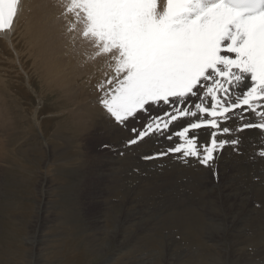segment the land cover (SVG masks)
<instances>
[{"label": "snow or ice", "instance_id": "obj_1", "mask_svg": "<svg viewBox=\"0 0 264 264\" xmlns=\"http://www.w3.org/2000/svg\"><path fill=\"white\" fill-rule=\"evenodd\" d=\"M57 4L72 42L91 46L85 63L107 58L111 69L93 87L120 148L103 141L99 148L124 156L148 146L139 159L155 170L163 173L165 160L199 165L217 183L222 158L247 156L264 165V0ZM19 5L0 0V31L13 27ZM253 179L264 184V173Z\"/></svg>", "mask_w": 264, "mask_h": 264}, {"label": "bare ground", "instance_id": "obj_2", "mask_svg": "<svg viewBox=\"0 0 264 264\" xmlns=\"http://www.w3.org/2000/svg\"><path fill=\"white\" fill-rule=\"evenodd\" d=\"M53 2V1H52ZM51 2V0H20V5H19V10H18V13H17V16L15 18V21H14V24H13V27L8 30V31H0V38L3 39V42L5 43L9 53L13 56V62L14 63H17V65L20 66V69L24 71V73L22 72V74H25L26 75V70L24 69V66H25V63L24 61H26L29 57L30 54L27 55H24L27 59L23 61L24 64L21 65L20 61V58H21V55H20V49L18 50L17 48L19 46H21L22 44H24L25 46L30 47L33 51L35 50L37 53L36 55H39L38 57V60L40 61V64L37 63V61L35 60V53H31L32 55V59H33V64H35V67L37 66V64H39V67L42 71V75L41 77L39 78H44L45 74L48 75L49 74V71H47V66H48V62H49V57L52 55V54H59V57L62 58L63 62L65 60V68H67V74L71 75V78L68 79V80H65L63 79L62 82L64 84H66L65 88L66 90L70 93H73V92H76L77 89L76 87H74V83H73V80H76L78 81L77 79H74V77L76 78H79L81 81L83 80V87H91L92 84H93V81L90 80L93 79L92 78V74L93 72H96V70L98 71H101V72H98V73H104L105 71H109L108 70V66H107V63L106 62H102L98 59L96 60H89L85 63V61L87 60V56L84 55L81 51V54H83V56L79 59V63H80V60L83 61V63H85V68H81L80 66L78 68H76L74 65H73V62L75 60H77L76 56L74 53L70 52V53H66L67 56H64V54H62V51H61V43H59V32L57 33V30H56V24L54 22V18H55V13H54V7H53V3ZM55 3V2H54ZM57 4V3H56ZM55 4V5H56ZM58 5V4H57ZM59 6V5H58ZM58 15V14H57ZM59 17V16H58ZM62 19V18H61ZM64 20V19H63ZM62 21V20H61ZM60 22V21H59ZM63 22V21H62ZM67 22V21H66ZM63 25V23H62ZM67 25V24H66ZM37 26V30H33L35 27ZM62 28V26H61ZM65 28V27H64ZM65 30V29H63ZM37 32L36 34L33 35V33ZM62 34V32H61ZM64 35V34H62ZM66 35V33H65ZM72 35V34H71ZM69 36V35H68ZM67 36V37H68ZM63 38V37H61ZM64 39V38H63ZM38 40V41H37ZM61 40V39H60ZM65 40V39H64ZM68 40V39H67ZM79 39H77L76 41H78ZM62 41V40H61ZM82 41V40H81ZM66 42V41H65ZM80 42V40H79ZM37 43V44H36ZM35 44H36V47H35ZM71 45L72 44V40L71 38H69L68 40V45ZM78 45L80 46V44L78 43ZM77 45V46H78ZM83 45V44H82ZM81 45V46H82ZM86 42H85V45L83 46H86ZM73 46V45H72ZM71 46V48H72ZM90 46V45H89ZM75 47V45H74ZM87 47V46H86ZM85 47V49H86ZM26 48V47H25ZM84 49V48H83ZM82 49V50H83ZM64 50V49H63ZM88 50V49H87ZM90 50V49H89ZM73 51V50H72ZM75 52V51H74ZM89 52V51H87ZM91 52V50H90ZM26 53V52H25ZM22 54V53H21ZM77 54V52H76ZM9 55V54H8ZM35 55V56H34ZM2 56V55H1ZM23 56V55H22ZM20 57V58H19ZM37 58V56H36ZM11 59V58H10ZM9 59V60H10ZM46 61H45V60ZM102 59V58H101ZM105 59V58H104ZM104 59H102L103 61H105ZM107 59V58H106ZM12 60V59H11ZM30 60V59H28ZM28 60L26 61V63H30L28 62ZM3 62V61H2ZM10 62V61H9ZM76 63V62H75ZM74 63V64H75ZM82 63V64H83ZM24 65V66H23ZM76 65V64H75ZM79 65V64H78ZM15 66V65H14ZM18 67V66H17ZM28 67V66H26ZM9 68V67H8ZM38 68V67H37ZM2 70V69H1ZM38 70V69H37ZM36 70V73L38 74V76L40 75L39 72H37ZM8 71V70H7ZM10 71V69H9ZM8 71V72H9ZM30 71V70H29ZM32 71V69H31ZM40 71V70H39ZM104 71V72H102ZM111 71V69H110ZM109 71V72H110ZM11 72V71H10ZM9 72V73H10ZM28 72V71H27ZM34 72V71H33ZM108 72V73H109ZM3 73V72H2ZM13 73V72H11ZM18 73V71L16 72ZM29 73V72H28ZM41 73V72H40ZM111 73V72H110ZM109 73V74H110ZM1 74V73H0ZM31 74V73H30ZM66 73H64L65 77L67 76ZM9 75V74H7ZM34 75V74H33ZM103 75V74H102ZM43 76V77H42ZM94 76V75H93ZM98 76V75H97ZM4 77V75H3ZM13 77V76H12ZM27 77V75H26ZM96 77V76H94ZM102 77V76H101ZM2 78V76L0 77V79ZM19 78V77H18ZM24 78V77H23ZM29 78V77H28ZM27 78V79H28ZM4 79V78H3ZM10 79V78H9ZM26 79V78H24ZM30 79V78H29ZM98 79V78H97ZM96 79V80H97ZM100 79V78H99ZM7 80V78H6ZM23 80V79H22ZM10 81V80H9ZM42 81V79H41ZM91 81V83L89 82ZM29 82V80H28ZM43 82V81H42ZM69 82H72V83H69ZM3 84H5L4 82H2ZM79 84V81L77 82ZM81 83V82H80ZM29 84V83H27ZM2 85V84H0ZM7 85V84H6ZM63 85V84H62ZM82 85V83H81ZM2 88V87H0ZM6 88V86H5ZM63 88H64V85H63ZM3 89V88H2ZM0 89V90H2ZM33 90V89H32ZM34 91V90H33ZM73 91V92H72ZM5 91L3 90L2 93H4ZM1 93V92H0ZM89 93V92H88ZM98 94V93H97ZM5 95V94H4ZM86 95V94H85ZM95 95V94H94ZM6 96V95H5ZM75 99V105L76 107L79 106L81 108V112H76V111H79V110H76V111H73L76 114V119L73 120L72 124L74 122H77L78 125L80 126L79 128L83 130V133L85 134V137L86 135H90V133L92 132L93 134H101V137L104 138L105 141H107L108 143H111L113 144L114 147L116 148H120V144L118 143H115V141L117 140L118 138V134L114 133V132H111V131H107L106 130V127H105V116H104V113H103V109L101 107H99V105L97 106L95 104V100H93L92 103H90V99L93 98L90 96H88L89 100L87 102V98L86 97H83V95L81 93H76L73 95ZM7 97V96H6ZM96 97V96H95ZM94 97V98H95ZM74 100V99H73ZM71 101V100H70ZM69 101V102H70ZM74 107V108H76ZM5 108V107H4ZM93 108V109H92ZM95 108H96V111H95ZM37 111V110H36ZM72 112V111H71ZM34 113V112H33ZM36 114V113H35ZM34 116V114H33ZM74 116V115H73ZM35 118H36V115H35ZM72 118V116H71ZM33 119V118H32ZM35 120V119H34ZM33 120V121H34ZM72 120V119H71ZM10 121V120H9ZM15 121V120H14ZM32 121V122H33ZM37 122V120H35ZM7 122V120H6ZM5 122V123H6ZM10 123V122H9ZM8 125H11L9 124ZM13 124V122H11ZM39 123V121H38ZM51 123V122H50ZM36 124V123H35ZM3 125V124H2ZM6 124H4L5 126ZM8 125H6L8 127ZM33 125V124H32ZM75 125V124H74ZM27 127V126H26ZM32 127V126H31ZM30 127V128H31ZM56 127H58L56 125ZM4 128V127H3ZM6 128V127H5ZM13 128V127H12ZM78 128V127H77ZM57 129V128H56ZM75 129V128H74ZM6 130H9L6 128ZM10 130L11 127H10ZM21 130V129H19ZM28 130V129H27ZM16 131V130H14ZM30 132L32 130H29ZM59 131V130H58ZM1 132V131H0ZM7 132V131H6ZM10 132V131H9ZM6 133V134H10V133ZM34 132V131H33ZM32 132V133H33ZM44 132V131H43ZM77 133H79L78 131H76ZM15 133V132H14ZM31 133V134H32ZM53 134H55L53 132ZM58 134V133H57ZM57 134L55 135V137H58ZM22 135V134H21ZM60 136V132L58 134ZM66 135V134H65ZM8 136V135H7ZM51 136H54V135H51ZM71 137V135H69ZM79 136V134H78ZM82 136V135H81ZM92 136V135H91ZM5 138V136H3ZM3 137L1 136V140L3 139ZM10 136H8V139H11V137L9 138ZM22 137V136H21ZM67 137V136H66ZM65 137V138H66ZM90 137V136H89ZM88 137V139H89ZM98 137V136H97ZM69 138V137H68ZM56 139V138H55ZM62 139V137H61ZM70 139V138H69ZM68 139V140H69ZM79 139V138H78ZM85 139V138H83ZM87 139V140H88ZM97 139V138H96ZM5 140V139H4ZM19 140V139H18ZM25 140V139H23ZM53 140V139H52ZM58 140V139H57ZM55 140V141H57ZM64 140V138H63ZM62 140V141H63ZM80 140V139H79ZM16 141H17V138H16ZM26 141V140H25ZM60 140H58L56 143H60L59 142ZM69 141H72L71 139ZM85 141V140H84ZM12 142V141H11ZM15 142V141H14ZM19 142V141H17ZM22 139H21V143H22ZM74 142V141H73ZM80 142V141H79ZM13 143V142H12ZM20 143V142H19ZM19 143H14L16 145H18ZM63 143V142H62ZM68 143V141H67ZM70 143V142H69ZM68 143V144H69ZM106 143V142H105ZM165 144H167L168 146H171L170 144H168V142H164ZM27 144V143H26ZM61 144V143H60ZM59 144V145H60ZM72 144V143H71ZM80 144V143H79ZM44 145V144H42ZM49 145V144H48ZM83 145V144H82ZM97 145V144H96ZM26 146V145H24ZM47 144L45 143V145L43 147H46ZM58 146V145H57ZM71 146V145H70ZM81 146V145H80ZM86 146V145H85ZM5 147V146H4ZM2 147L1 145V142H0V159H1V156H4L5 152H3V150H5V148ZM14 147V146H13ZM22 147V146H21ZM20 146H16V148H21ZM40 147H42L40 145ZM60 147V146H58ZM62 147V145H61ZM82 147V146H81ZM87 147V146H86ZM9 148V146H8ZM48 148V147H47ZM51 148V147H50ZM23 149V148H22ZM28 149V148H27ZM58 149V148H57ZM13 150V148L11 149ZM16 150H20V149H16ZM31 150V149H30ZM40 150L42 151V149L40 148ZM51 150V149H50ZM53 150V149H52ZM51 150V152H52ZM81 150V149H80ZM100 150V149H98ZM102 150V148H101ZM121 150H123L121 148ZM148 150V146H144L142 145L140 148H136L134 149L132 152H128L126 153L124 156H120L117 152L115 151H107V152H103L102 154H98L101 156V157H104V160H100L97 159L96 157L95 158H92L91 161H89L88 157L86 160H83L81 163V166H82V174L85 176V179L88 178V184H87V187H88V190L90 189H93V185L96 184L98 187L102 185V182L104 179H107L108 176H111L110 174H114L115 175V184H116V188L117 189H114V191L116 190L115 192V196L113 197V205L115 206H118L120 208V210H118V216H117V223L119 224L118 227H120V230H118L117 232H115L112 236V239L110 241V244H108V246L105 248V250L109 251L107 252L108 255L106 257H104L101 261L102 264H107V262L109 261H112L113 263H110V264H151L149 262V257H140L138 259V257H135L133 255H138V253L143 250H138V246L144 242V245L147 243L149 247L154 248L155 247V244L158 243V242H162L161 238H160V241L156 242L157 239L155 238V233H158L157 231H159V227L157 228L155 222H153L152 220H149L153 222L152 226L150 224V226H147L149 220L148 219H143L145 216L147 218V215L150 214V210L146 212L143 211V206L141 207L140 203L138 202H135L133 201V199L131 198V195L133 194L134 190L138 187H141L142 185H148V183H152L156 186V187L153 191L151 190L150 192V195H151V198L153 200L152 203L156 204L158 202V199H160V197L162 195H164V193L166 192V190L168 189V182L167 184L163 185V184H160L158 185V174L160 173L158 170H155L154 169V166H152L151 164L149 163H145L144 161L140 160L139 159V154L141 153H144ZM6 151V150H5ZM15 151V149H14ZM24 152L26 150H23ZM29 151V150H28ZM45 151V149L43 150V152ZM47 151V149H46ZM45 151V152H46ZM57 152H59L58 150H56ZM82 151V150H81ZM79 152L80 154L82 152ZM84 151V150H83ZM96 151V150H95ZM247 152L251 153V149H246ZM9 151H6V153L8 154ZM12 152V151H11ZM16 152V151H15ZM15 152H13L15 154ZM21 152V151H20ZM30 152V151H29ZM36 152V151H35ZM50 152V151H48ZM56 152V153H57ZM77 152V151H76ZM102 152V151H101ZM2 153H4L2 155ZM53 153V152H52ZM55 153V152H54ZM65 153V152H64ZM78 153V154H79ZM10 154V153H9ZM12 154V153H11ZM32 154V153H31ZM33 154H34V151H33ZM32 154V156H33ZM44 154V153H43ZM42 154V155H43ZM46 154V153H45ZM59 154V153H58ZM84 154V153H82ZM22 155V154H21ZM48 155V154H47ZM52 155V154H50ZM96 155V153H95ZM227 155V153H225V156ZM8 156V155H7ZM12 156V155H11ZM53 156V155H52ZM67 156V155H66ZM65 156V157H66ZM10 157V155H9ZM18 157V156H17ZM31 157V156H30ZM41 157V156H40ZM58 157V156H57ZM12 158V157H11ZM44 159V157H41L39 158L40 160L41 159ZM46 158V161H49V157H45ZM74 159V157H72ZM70 158V159H72ZM76 158V157H75ZM7 159V158H6ZM17 159V158H16ZM51 159V158H50ZM69 159V162L72 161ZM78 159V158H77ZM3 160H4V157H3ZM10 160V159H9ZM26 160V159H25ZM66 160V159H65ZM76 160V159H75ZM42 161V160H41ZM78 161V160H77ZM6 162V161H5ZM14 162V161H13ZM45 162V161H44ZM56 162V161H55ZM62 162V161H61ZM75 161H73L72 163H74ZM79 162V161H78ZM54 163V161H53ZM165 164L167 165H170L172 166V171L168 172L167 170L164 171L165 172H168V175L167 177H169V180H171L172 184H177L176 186L181 187L185 184H187L188 186L186 187V190L188 191H191V198L196 200L199 205L201 206V204L203 203L204 205L202 207L199 206V209L196 207H192L193 202L191 203V207L190 206H187V202L186 201H182V198H180V202L177 203V205H180L181 208H178L176 209L177 211L175 212L179 217L181 216L182 213L186 214V213H190L191 216H188L187 215V218L189 217L190 219H192V222L190 221H186V219H182L181 216L180 218L178 217V219L182 220V224L180 225H183L184 223L186 225H184V227L186 226L188 230H190V235L192 233V236H194V240H195V246H197V254L200 255V257H197V258H200L199 261H197L196 264H258L254 258L256 256H258L261 260L262 257H264V184H261L257 181H255L253 179V174H260V173H264V165H262L259 161V158L256 159V161H250L248 159L247 156H242L240 157L239 159H236L235 161H229L228 163H225V160L224 158L221 159L220 161V181L219 183H217L213 177L211 176L210 172L205 169L203 166H199V165H196V166H193L190 167L189 171L184 174V173H180V171L182 169H180L179 171V166L177 165V163L175 161H168V160H165L164 161ZM20 164V163H19ZM43 164V163H42ZM68 164V163H67ZM2 165V164H1ZM8 165H11V164H8ZM62 166H64L63 164H61ZM60 165V166H61ZM70 165H73V164H70ZM76 165V164H75ZM180 165V164H179ZM18 166V165H17ZM26 166V165H25ZM54 166V165H53ZM61 166V167H62ZM79 165H77V168H78ZM184 166V165H182ZM41 167V166H40ZM67 167V166H66ZM140 168L141 171L145 170V169H148L149 170V175L147 176H143V175H139L137 174L134 169L135 168ZM5 168V167H3ZM16 168V167H15ZM58 168V167H57ZM56 168V169H57ZM72 171L75 170L76 167H70ZM69 168V169H70ZM18 169V168H17ZM60 169V168H59ZM63 170H65L64 168H62ZM62 169L60 171H62ZM68 169V168H66ZM169 169V168H168ZM58 170V169H57ZM69 170V171H71ZM79 170V169H78ZM186 170V169H185ZM0 171H1V168H0ZM19 171V170H18ZM40 171V170H39ZM38 171V172H39ZM43 171V170H42ZM38 175L39 178H37L38 182H35L36 184V190L38 192V195L37 197L35 196L36 193L34 194L35 196V200H34V203H33V207H32V211H31V214L29 216V220L27 221V232H26V238H25V249H24V255H30L29 253H33L34 255L36 253H40V252H43L44 250V247L47 243L49 242H53V241H56L59 240L60 238H65L67 239L68 237H70V235L72 236L73 233L70 232V227H67V225H72L74 222L75 223H81L82 224V221H78L79 220V217H81L83 220H86L89 221V223L92 225H95L96 224V221L98 222L99 220H97V217L96 215H98V213H95V212H92V207H91V212L89 215H88V212L87 210L85 209V207L83 206H78L79 207V214L78 215H75L76 213H78V211L76 210L77 207L73 208L72 205L71 207H68L66 208V214L63 212V210H61L60 208V211H62L63 213L61 215H57L58 213V209L55 211L56 209V205L55 203L57 202L56 199H54V195L55 193L52 191L51 189V186H55V184L51 185L50 186V182H53V179H49L46 177V174L45 172H42ZM55 171V169H54ZM58 172V171H57ZM68 172V171H67ZM79 172V171H77ZM182 172V171H181ZM184 172V171H183ZM1 173V172H0ZM4 173V172H3ZM65 173V172H64ZM70 173V172H69ZM75 173V172H74ZM73 173V174H74ZM62 174V173H61ZM67 174V173H66ZM71 174V173H70ZM72 174V176L74 177V175ZM1 175V174H0ZM80 175V173H79ZM93 175H95L97 178L96 180H93ZM112 175V178L113 176ZM164 175V174H163ZM3 176V174H2ZM68 176V174H67ZM66 176V177H67ZM70 176V175H69ZM72 177V178H73ZM87 177V178H86ZM160 177V176H159ZM162 177V176H161ZM53 178V177H52ZM112 178H110V180H112ZM2 179V178H1ZM61 179V178H59ZM64 179V178H63ZM74 179V178H73ZM83 179V177H82ZM83 179V180H85ZM114 179V178H113ZM164 179V178H162ZM36 180V181H37ZM77 180V179H76ZM76 180H71V182L73 181L74 184L73 186L75 185L76 183ZM78 180H81V179H78ZM82 180V181H83ZM160 180V179H159ZM165 180V179H164ZM163 180V181H164ZM167 180V179H166ZM28 181V179H27ZM86 181V180H85ZM162 181V180H161ZM79 182V181H78ZM105 182H107V180H105ZM104 182V183H105ZM113 182V180H112ZM34 183V182H33ZM83 183V182H81ZM1 184V182H0ZM35 184L33 187H35ZM71 184V183H70ZM80 184V183H78ZM171 184V185H172ZM77 185V184H76ZM74 186V187H77L79 189L78 186ZM86 185V184H85ZM85 185H84V188H85ZM106 185V184H105ZM104 185V186H105ZM111 185V184H110ZM58 186V185H57ZM56 186V187H57ZM80 186V185H79ZM95 186V185H94ZM150 186V185H149ZM175 186V187H176ZM55 187V188H56ZM73 187V189H74ZM82 188V185L80 186ZM97 187V188H98ZM110 187V186H109ZM144 187V186H143ZM152 187V186H151ZM71 188V186H70ZM100 188V187H99ZM113 188V187H112ZM120 188V189H118ZM145 188V187H144ZM170 188V187H169ZM182 188V187H181ZM200 188V190H199ZM33 189V188H32ZM62 189H65V188H62ZM86 189V188H85ZM101 189V188H100ZM104 189V187H103ZM105 189H106V186H105ZM111 189V188H110ZM57 190V189H56ZM77 190V189H76ZM74 190V191H76ZM148 190V189H146ZM145 190V191H146ZM175 190H179V189H175ZM208 190H210V192H207ZM73 191V190H72ZM82 191V190H81ZM80 191V192H81ZM84 191V190H83ZM103 191V190H102ZM107 191V190H105ZM113 191V192H114ZM144 191V192H145ZM150 191V190H149ZM181 191V190H179ZM89 192V191H88ZM97 192V191H96ZM100 192V191H99ZM147 192V191H146ZM145 194H149V193H146ZM178 192V191H177ZM183 192V191H182ZM181 192V193H182ZM83 193V192H82ZM85 193V192H84ZM91 193V192H89ZM175 193V192H174ZM1 194V193H0ZM33 194V193H31ZM94 194V193H93ZM102 194V193H101ZM99 194V195H101ZM107 194V193H106ZM173 194V192H172ZM171 194V195H172ZM187 194V193H186ZM58 195V194H57ZM61 196V194H59ZM80 195V194H79ZM83 195V194H82ZM92 195V193H91ZM98 195V194H97ZM138 195V194H137ZM149 195V196H150ZM167 195V194H166ZM189 195V194H188ZM3 196V195H2ZM90 196V195H89ZM94 196V195H93ZM92 196V197H93ZM96 196V195H95ZM174 196H179L180 197V193L178 192L176 195ZM184 196V194H183ZM91 197V198H92ZM106 197V196H105ZM108 197V196H107ZM106 197V199H107ZM87 198V196H86ZM109 198V197H108ZM136 198V197H135ZM139 198V197H138ZM34 199V198H33ZM77 199V204L81 203L82 201H84L85 197L82 198L80 200V196L77 195L76 197ZM90 199V198H89ZM101 199V198H100ZM105 199V198H103ZM102 199V200H103ZM110 199V198H109ZM140 199V198H139ZM143 199V198H141ZM177 199V198H176ZM187 200V198H185ZM61 200V199H60ZM99 200V198H98ZM108 200V199H107ZM169 200V198H168ZM179 200V198H178ZM184 200V199H183ZM190 200V199H189ZM12 201V200H11ZM70 201V200H69ZM86 201V200H85ZM95 201V200H94ZM104 201V200H103ZM110 201V200H109ZM110 201V202H111ZM166 201V200H165ZM193 201V200H192ZM59 202V200H58ZM88 202V201H87ZM89 202H91V200H89ZM96 202H97V199H96ZM102 202V201H101ZM107 202V201H106ZM172 202V201H170ZM189 202V201H188ZM191 202V201H190ZM103 203V202H102ZM101 203V204H102ZM159 203V202H158ZM176 203V202H175ZM257 203L258 204V207H256L254 204ZM59 204V203H58ZM83 204V203H81ZM88 204V203H87ZM95 204V203H94ZM97 204V203H96ZM99 204V203H98ZM104 204H105V201H104ZM103 204V205H104ZM148 204V203H147ZM153 204V206H154ZM162 204V203H161ZM197 204V203H196ZM66 205V204H64ZM100 205V204H99ZM98 205V207H100ZM112 205V204H111ZM152 205V204H151ZM186 205V206H185ZM210 205H227V207L225 208H228L226 211V213L224 214V216L220 217V214L219 213H222V212H219V213H215V211L212 213L210 212L211 214L209 215H206V216H203L205 214L201 213L200 210H202L203 212V209L205 207V209L209 206L210 208ZM95 206V205H94ZM107 206V205H106ZM126 206L128 208H126ZM114 207V206H113ZM112 207V208H113ZM176 207V206H175ZM95 208V207H94ZM97 208V207H96ZM100 208H103V210H105V206L104 207H100ZM105 208V209H104ZM109 208V207H108ZM111 208V206H110ZM109 208V209H110ZM112 208L108 211H111ZM115 208V207H114ZM117 208V207H116ZM147 208V206H146ZM158 208V206H157ZM172 209V207H170ZM213 208V207H212ZM219 208V207H218ZM65 209V208H64ZM89 209V208H88ZM99 209V208H97ZM150 209V208H149ZM208 209V208H207ZM221 209V207H220ZM219 209V210H220ZM22 210V209H21ZM25 210V209H24ZM96 210V209H94ZM102 210V209H101ZM100 210V211H101ZM153 210V209H151ZM159 210V209H158ZM157 210V211H158ZM173 210H175V208H173ZM218 210V211H219ZM97 211V210H96ZM106 211V210H105ZM114 211V210H113ZM156 211V210H155ZM166 211L167 214H165L164 212H160V214L163 215L162 216H166V215H169L168 212L170 211V214L173 213L174 211H171L169 210L167 212V210H164ZM98 212V211H97ZM117 212V210H116ZM154 212V211H153ZM153 212L151 213V215L153 214ZM205 212H209V211H205ZM108 213V212H107ZM67 214H69V216H67ZM73 214V217H71V215ZM96 214V215H95ZM103 214V213H102ZM112 214H114L112 212ZM159 214V213H157ZM157 214L155 216H157ZM223 214V213H222ZM241 214V215H240ZM254 214L255 217H256V221H255V228L253 227V232L255 233V237L253 239H250L248 240V238L244 237L243 235L245 234V229L243 230L240 226L243 222H242V216H243V220L244 218L247 219L248 221L250 220L251 217H253L252 219H254L255 217L252 215ZM24 215V214H23ZM174 215V214H173ZM251 215V216H250ZM108 216V215H107ZM153 216V215H152ZM164 216V217H165ZM69 217H71L70 219H68ZM149 217V216H148ZM151 217V216H150ZM172 219H173V216H171ZM186 217V215L184 216V218ZM103 218V217H102ZM157 218V217H156ZM155 218V219H156ZM169 218V217H167ZM176 218V217H175ZM19 219V218H18ZM152 219V218H151ZM154 219V218H153ZM154 219V220H155ZM160 219V217H159ZM170 219V218H169ZM177 219V218H176ZM175 219V220H176ZM177 219V220H178ZM189 219V220H190ZM101 220V219H100ZM116 220V219H114ZM162 220V219H161ZM164 220V219H163ZM162 220V221H163ZM15 221V220H14ZM74 221V222H72ZM104 221V219L102 220ZM106 221V220H105ZM157 221V220H156ZM165 221V220H164ZM168 221V220H167ZM179 221V220H178ZM213 221H221L222 225L224 226V228H226V231L228 229V233L226 231H223L225 232L228 236V239L227 237L226 238V241L222 243H220V245L217 243L215 244V239L216 237L215 236H212L210 235V233L212 234V230H211V227L213 228ZM247 221V222H248ZM253 221V220H252ZM251 221V222H252ZM24 222V221H23ZM111 222V221H110ZM169 222V221H168ZM174 222V221H172ZM177 223V221H175ZM180 222V221H179ZM74 223V224H75ZM88 223V222H87ZM101 223V222H100ZM106 223V222H105ZM116 223V224H117ZM151 223V222H150ZM253 223V222H252ZM20 224V223H19ZM73 224V225H74ZM85 224V223H84ZM164 224V223H163ZM169 224V223H167ZM175 224V223H174ZM172 224V225H174ZM179 224V223H178ZM177 224V225H178ZM246 224V223H245ZM249 224L251 225L250 221H249ZM57 225H59V229L62 227H60V225H63L64 228L62 229V232H58V229H57ZM72 225V226H73ZM107 225V223H106ZM115 225V224H114ZM159 225V224H157ZM166 225V224H164ZM176 225V226H177ZM243 225V224H242ZM248 225V224H247ZM80 226V225H79ZM85 226V225H84ZM90 226V227H91ZM112 226V225H110ZM161 226V225H160ZM163 226V225H162ZM246 226V225H245ZM25 227V226H24ZM48 227V228H47ZM77 227V226H76ZM96 227V226H95ZM175 227V225H174ZM178 227V226H177ZM176 227V228H177ZM182 227V226H181ZM204 229V227H206L207 229L211 230L212 232H205L204 233V237H202V233L199 232L200 229ZM240 227L241 230V233L242 234H238V228ZM243 227V226H242ZM45 228L49 229L50 231L47 232L45 230ZM103 228V227H102ZM117 228V227H116ZM135 228V229H134ZM162 228V227H161ZM168 228V231H169V226L167 227ZM171 228H173V226H171ZM179 228V227H178ZM244 228V227H243ZM250 228V227H249ZM248 228V230H249ZM75 229V228H74ZM76 229H79V228H76ZM113 228H111L112 230ZM119 229V228H118ZM134 229V230H133ZM151 229V230H150ZM158 229V230H157ZM175 229V228H174ZM223 229V228H222ZM25 230V231H26ZM64 230V231H63ZM80 230V229H79ZM87 230V229H86ZM105 230V229H104ZM114 230V229H113ZM117 230V229H115ZM150 230L151 233H147L145 236L142 235V237L144 236L145 237V241H140V244L136 247H132V243L134 241V239L138 240L139 238V233L141 231H148ZM157 230V231H156ZM178 230V229H177ZM185 230V229H184ZM214 230V229H213ZM225 230V229H224ZM73 231V229H72ZM78 231V230H76ZM83 231V230H81ZM85 231V230H84ZM89 231V230H88ZM156 231V232H155ZM161 231V229H160ZM205 231V230H204ZM218 231H221V230H218ZM79 232V231H78ZM112 232V231H111ZM252 232V231H251ZM249 232V233H251ZM100 233V232H99ZM98 233V235H99ZM113 233V232H112ZM143 233V234H144ZM162 233V232H161ZM183 233V232H182ZM181 233V234H182ZM217 233V232H216ZM107 234V233H106ZM142 234V233H141ZM171 234V233H169ZM174 234H177V233H174ZM180 234V235H181ZM223 234V233H222ZM224 234V235H226ZM248 234V233H247ZM245 234V235H247ZM23 235V234H22ZM82 235V234H81ZM85 236V234H83ZM94 235H97L95 233H92L90 232L89 233V237H95ZM102 235V234H101ZM109 235V234H108ZM107 235V236H108ZM159 235V234H158ZM162 235V234H161ZM165 235V234H164ZM184 235V234H183ZM188 235V234H187ZM189 235V236H190ZM252 235V234H251ZM168 236V233L166 234V237ZM173 236V235H172ZM176 236V235H175ZM186 235H184L185 237ZM218 237V235H216ZM77 237V236H76ZM79 237V235H78ZM77 237V238H78ZM87 237V236H85ZM111 237V235H110ZM140 237V238H142ZM143 237V239H144ZM159 237V236H158ZM162 237V236H160ZM183 236H181V238L183 239L184 238ZM187 237V236H186ZM191 237V236H190ZM21 238H24L23 236ZM74 237H72V241L75 240L73 239ZM96 238V237H95ZM139 238V239H140ZM163 238V237H162ZM165 238V237H164ZM176 238V237H175ZM221 238V237H220ZM224 238V239H225ZM80 239V238H79ZM79 239H76L79 241ZM83 239V238H82ZM80 239V240H82ZM85 239V238H84ZM159 239V238H158ZM187 240V238H185ZM184 239V240H185ZM189 239V238H188ZM256 239V240H255ZM87 240V239H86ZM94 240V238H93ZM105 240V239H104ZM108 240V239H107ZM170 240V238H169ZM181 240V239H179ZM222 240V239H221ZM22 241V240H21ZM60 241H62V239H60ZM83 241V240H82ZM96 241H97V238H96ZM95 241V242H96ZM100 241V240H99ZM97 241V242H99ZM166 241V240H165ZM178 241V240H176ZM193 241V240H192ZM219 241V239L217 240ZM255 241H257V243L260 245V247L258 246L256 249L254 247L255 244ZM81 242V241H80ZM101 242V241H100ZM99 243H93L94 247H96V245H100L102 246L101 244ZM104 242V241H103ZM168 242V241H167ZM190 242V240H189ZM59 243V242H58ZM61 243V242H60ZM70 243V242H69ZM75 243V242H74ZM90 243H92L90 241ZM90 243H88L90 245ZM138 243V242H137ZM136 243V244H137ZM166 243V242H165ZM170 243V242H169ZM187 243V241H186ZM51 244V243H49ZM146 244V245H147ZM160 244V243H158ZM164 244V242L162 243V245ZM168 244V243H167ZM171 244V243H170ZM178 244H181L178 242ZM185 244V243H184ZM191 245L193 243H190ZM257 244V245H258ZM84 245V244H82ZM142 245V244H141ZM165 245V244H164ZM162 246L163 248L165 246ZM175 245V244H174ZM191 245H190V248H191ZM77 247L78 246V243L76 245ZM81 246V245H80ZM87 246V245H86ZM85 246V247H86ZM168 246V245H166ZM170 246V245H169ZM177 246V245H175ZM173 247V250L174 251V248L177 249L176 247ZM181 246V245H179ZM188 247L184 248V250L182 251H186V253L190 252V250L188 249L189 248V244L187 245ZM193 246V245H192ZM69 247V246H68ZM73 247V246H71ZM84 247V248H85ZM91 247V246H89ZM93 247V248H94ZM147 247V246H146ZM157 253L161 252V255L165 253L160 251V248L161 246H157ZM171 247H172V244H171ZM182 247H183V244H182ZM181 247V248H182ZM185 247V245H184ZM211 247H213L212 250ZM21 248V247H20ZM24 248V247H23ZM50 249V247H48ZM47 248V249H48ZM66 248V247H64ZM83 248V249H84ZM92 248V249H93ZM99 247L97 246V248L95 249H98ZM100 248H103V247H100ZM140 248H143L140 246ZM145 248V247H144ZM165 247L166 251H169L170 249ZM180 247L178 249H181ZM52 249V248H51ZM54 249V248H53ZM59 249H62V248H59ZM67 249V248H66ZM64 249V250H66ZM69 249V248H68ZM69 253L71 250L74 249H71V250H68ZM79 249V248H78ZM87 249V248H86ZM84 249V250H86ZM149 249V248H148ZM196 249V248H195ZM63 250V249H62ZM77 250V249H76ZM75 249L73 250L76 251ZM101 250V249H100ZM155 250L152 249L151 251L153 252ZM170 250V252H171ZM20 252V250H18ZM61 251V250H60ZM79 251V250H77ZM76 251V252H77ZM82 251V250H81ZM87 251V250H86ZM85 251V252H86ZM91 251V249L89 250ZM94 251V250H92ZM99 250H97L98 252ZM145 252V250H143ZM150 250H146L147 255L150 254L149 252H151ZM181 251V252H182ZM48 252V250H47ZM46 252V253H47ZM65 252V251H64ZM96 252V250H95ZM94 252V253H95ZM101 252V251H99ZM156 252V250L154 251ZM176 252V251H175ZM191 252L194 253L193 250H191ZM66 253V252H65ZM68 253V252H67ZM79 253V252H78ZM102 253V252H101ZM101 253H98V254H101ZM143 253V252H142ZM168 253V252H167ZM172 255H173V252H171ZM170 254H167L166 257L163 259L164 262H160L161 264H175L178 260L175 261H172V255ZM179 253V252H178ZM17 254V253H15ZM44 254V253H43ZM93 254V253H92ZM96 254V253H95ZM104 254H106V252H104ZM103 254V256H104ZM146 254V253H145ZM156 254V253H155ZM175 254V253H174ZM196 254V255H197ZM11 254H9L8 256H10ZM20 255V254H18ZM27 255L25 256L26 258L29 257L30 259V256L27 257ZM32 255V256H34ZM40 255V254H38ZM45 255V254H44ZM81 255V254H80ZM85 255L84 257H86L87 255L86 254H83ZM89 255V254H88ZM136 255V256H137ZM141 255V254H140ZM154 255V254H153ZM157 255V254H156ZM160 255V257H161ZM180 255V253H179ZM182 255V254H181ZM192 255V254H191ZM42 256V255H41ZM70 256V255H69ZM73 256H74V253H73ZM91 256V255H90ZM98 256V255H96ZM102 256V255H100ZM102 256V257H103ZM132 256H133V259H132ZM146 256V255H144ZM182 256L185 257V254H183ZM181 256V257H182ZM19 257V256H18ZM17 257V258H18ZM37 257V256H36ZM45 257V256H44ZM79 257V256H78ZM94 257V256H93ZM163 257V256H162ZM162 257H161V260H162ZM177 258V256H174V258ZM187 257V256H186ZM185 257V261H186V258ZM189 257H190V254H189ZM24 258V257H23ZM32 258V257H31ZM175 258V259H176ZM47 259V258H46ZM138 259V260H136ZM158 259V257H157ZM193 259V258H192ZM196 259V258H195ZM22 260V259H21ZM27 260V259H25ZM38 260V259H37ZM194 260V259H193ZM31 261V260H30ZM49 262V260H47ZM160 261V260H159ZM183 261V260H182ZM192 261V260H191ZM190 261V263H191ZM195 261V260H194ZM36 262V261H35ZM184 262V261H183ZM259 262V261H258ZM22 263V262H21ZM19 263V264H21ZM25 264H27V261H24ZM46 263V262H45ZM43 262V264H45ZM194 263V262H192ZM191 263V264H192ZM29 264V262H28ZM178 264V263H176ZM181 264V263H180ZM188 264H189V260H188ZM260 264V262H259Z\"/></svg>", "mask_w": 264, "mask_h": 264}, {"label": "rangeland", "instance_id": "obj_3", "mask_svg": "<svg viewBox=\"0 0 264 264\" xmlns=\"http://www.w3.org/2000/svg\"><path fill=\"white\" fill-rule=\"evenodd\" d=\"M53 1V2H52ZM51 2L53 3V7H54V13L56 14L55 15V18H54V22H55V24H56V30H57V28H58V30H57V33L59 34V36H60V38H59V43H61V51H62V54H64V56H67V54L66 53H70V52H72V53H74L75 54V56H76V58H77V60H75L74 62H73V65L76 67V68H78L79 66L82 68H85V63H83V61H81L80 60V63H79V59L83 56V54L84 53H86L87 51H89V52H87V53H91L90 52V50L92 51V49H91V46H89L88 44H87V42H86V46H83V45H85V41H81L80 39V42H79V40L78 41H76L75 43H73L72 42V44L70 45H68V40H69V38H71V33H68L67 32V25H68V22H66V20L63 18V17H61L60 16V12L62 11V9L56 4L57 3V0H51ZM55 2V3H54ZM163 2V0H161V3ZM56 4V5H55ZM58 14V15H57ZM59 16V17H58ZM62 18V19H61ZM64 19V20H63ZM69 19H71V17H69ZM63 22H62V21ZM60 21V22H59ZM62 23H63V25H62ZM67 24V25H66ZM61 26H62V28H61ZM65 27V28H64ZM63 29H65V30H63ZM33 30H37V26L33 29ZM61 32H62V34H64V35H62L61 34ZM37 32H35V33H33V35L34 34H36ZM65 33H66V35H65ZM69 35V36H68ZM68 36V37H67ZM61 37H63V38H61ZM62 41H61V40ZM68 39V40H67ZM38 41V40H37ZM66 41V42H65ZM78 43L80 44V46L78 45ZM37 44V43H36ZM36 44H35V47H36ZM83 44V45H82ZM73 45V46H72ZM74 45H75V47H74ZM78 45V46H77ZM82 45V46H81ZM71 46H72V48H71ZM26 47V48H25ZM85 47H86V49H85ZM84 48V49H83ZM18 50L20 49V55H21V58H20V63H21V65L22 64H24L25 63V66H24V69L26 70V75H27V77H26V75L25 74H22V72L24 73V71L23 70H21L20 69V66L19 65H17V63H14L13 62V56L9 53V51H8V49H7V47H6V45H5V43L3 42V39L2 38H0V77L2 76V78L0 79V84H2V85H0V87H2V88H0V89H2V90H0V138H1V136L3 137V136H5V138L3 137V139H2V141H0L1 142V145H2V147H4L5 148V150L6 151H9L8 152V154L6 153V151L5 150H3V152H5V154L4 153H2V155L4 154V156H1V159H0V168H1V175H0V182H1V184H0V264H19V263H21V264H25L24 263V261H27V264H28V262H29V264H43V262L45 263V264H102L101 263V261H102V259L104 258V257H106L107 255H108V253L107 252H109V251H107V250H105V248L108 246V244H110V241H111V239H112V236H113V234L115 233V232H117L118 230H120V227H118L119 226V224L117 223V216H118V210H120V209H118V208H120V207H118V206H115V205H113V197L115 196V192H116V190L114 191V189H117L116 188V184H115V173L114 174H110L111 176H108L107 177V179H104L103 180V182H102V185L101 186H97L96 184H94L93 185V189H91V191H90V189L88 190V187H87V184H88V182L90 181H88V178L87 179H85V176L82 174V166H81V163L80 162H82L83 160H86L87 159V157H88V159H89V161H91L92 160V158H97V157H99L100 158V160L102 161V160H104V157H101L99 154H102L103 152H107V150H101V148H99L98 147V145L100 144V142L101 141H103V142H106V143H108L107 141H105L104 140V138L103 137H101V134H93L92 132L90 133V135H89V133H88V135H86V137H85V134L83 133V130L82 129H80L79 127V125H78V123L77 122H74L73 124H72V122H73V120H75L76 119V114L78 113V112H81L82 110H81V108L79 107V106H77L76 107V105L74 104L75 103V99L76 98H74V94H76V93H81L82 95H83V97H86L87 99V102H88V100H89V98H90V96L91 97H93V98H91L90 99V103H92L93 102V100H95L96 101V97H97V92L95 91V89H94V87H93V85L99 80V78L101 79L102 77H103V75L102 74H104L105 72L104 71H102V72H104V73H98V72H101V71H98V70H96V72H93V74H92V78L93 79H91L90 78V80L91 81H93V84H92V86L91 87H83V80L81 81L79 78H76V77H74V79H77L78 81H79V84L77 83L78 81H76V80H73V83H74V87H76V89H77V91L76 92H73V93H70L69 94V92L66 90V88H65V86H66V84H64L63 82H62V80L63 79H65V80H68V79H70L71 78V75H69V74H67V68H65V60H64V62H63V60H62V58L61 57H59V54H52L50 57H49V62H48V66H47V71H49V74L48 75H46L45 74V76H44V78H39V77H41V75H42V71H41V69H40V67H39V64H40V61L38 60V57H39V55H36V51L34 50H32L30 47H28L27 48V46H25L24 44H22L21 46H19L18 48H17ZM64 49V50H63ZM83 49V50H82ZM88 49V50H87ZM90 49V50H89ZM73 50V51H72ZM75 51V52H74ZM83 53L82 55H80L81 54V52ZM26 52V53H25ZM35 53V55L37 56V58H36V56L34 57L35 58V60L37 61V63H39V64H37V66L35 67V64H33V59L31 58L32 57V55H31V53ZM76 52H77V54H76ZM22 53V54H21ZM9 54V55H8ZM28 54H30L29 55V57H27V55ZM2 55V56H1ZM23 55V56H22ZM24 55H26V57L28 58V59H30V60H28ZM12 60H11V59ZM10 59V60H9ZM28 60V62H30L31 60V62L30 63H26V61ZM98 59V58H97ZM102 59H104V58H102ZM101 58H99L98 60H100V61H102V62H105L106 61V58L104 59L105 61H103ZM24 60H26V61H24ZM45 60V59H44ZM3 61V62H2ZM10 61V62H9ZM23 61H24V63H23ZM46 61V60H45ZM76 62V63H75ZM76 65H75V64ZM83 63V64H82ZM79 64V65H78ZM15 65V66H14ZM18 66V67H17ZM26 66H28V67H26ZM78 66V67H77ZM9 67V68H8ZM38 67V68H37ZM2 69V70H1ZM9 69H10V71L11 72H13V73H11L10 71H9ZM31 69H32V71H31ZM38 69V70H37ZM10 72H8V71ZM30 70V71H29ZM36 70H37V72H39V76H38V74L36 73ZM40 70V71H39ZM108 70L110 71V69L108 68ZM18 71V73H16ZM29 73H28V72ZM34 71V72H33ZM109 71H107V72H109ZM3 72V73H2ZM41 72V73H40ZM111 72V71H110ZM109 72V73H110ZM31 73V74H30ZM64 73H66L67 74V76L65 77V75H64ZM7 74H9V75H7ZM34 74V75H33ZM3 75H4V77H3ZM96 76V77H94V76ZM98 75V76H97ZM13 76V77H12ZM102 76V77H101ZM19 77V78H18ZM26 78V79H24V78ZM30 79H29V78ZM43 77V76H42ZM4 78V79H3ZM6 78H7V80H6ZM10 78V79H9ZM28 78V79H27ZM98 78V79H97ZM23 79V80H22ZM41 79H42V81H41ZM97 79V80H96ZM10 80V81H9ZM28 80H29V82H28ZM2 82H4L5 84H3ZM82 83V85H81V83ZM27 83H29V84H27ZM69 83H72V82H69ZM7 84V85H6ZM64 85V88H63V85ZM5 86H6V88H5ZM34 91H33V90ZM3 90L5 91L4 93H2L3 92ZM89 92V93H88ZM7 96H5V95ZM86 94V95H85ZM95 94V95H94ZM89 96V98H88V96ZM96 96V97H95ZM95 97V98H94ZM74 99V100H73ZM71 100V101H70ZM70 101V102H69ZM95 104L98 106L99 104L97 103V102H95ZM5 107V108H4ZM74 107H76V108H74ZM100 107V106H99ZM79 110V111H76V110ZM93 109V108H92ZM37 110V111H36ZM72 111V112H71ZM73 111H76L77 113H75V112H73ZM95 111H96V108H95ZM34 112V113H33ZM36 113V114H35ZM33 114H34V116H33ZM35 115H36V118H35ZM74 115V116H73ZM71 116H72V118H71ZM33 118V119H32ZM37 120V122L35 121V120ZM72 119V120H71ZM6 120H7V122H6ZM10 120V121H9ZM15 120V121H14ZM34 120V121H33ZM33 121V122H32ZM38 121H39V123H38ZM6 122V123H5ZM10 122V123H9ZM11 122H13V124L11 123ZM51 122V123H50ZM8 123L9 124H11V125H8ZM36 123V124H35ZM3 124V125H2ZM4 124H6V125H8V127L5 125L4 126ZM33 124V125H32ZM75 124V125H74ZM56 125L58 126V127H56ZM27 126V127H26ZM32 126V127H31ZM4 127V128H3ZM7 129H9V130H6V128ZM10 127H11V129L12 130H10ZM13 127V128H12ZM31 127V128H30ZM78 127V128H77ZM57 128V129H56ZM75 128V129H74ZM19 129H21V130H19ZM28 129V130H27ZM14 130H16V131H14ZM29 130H32L31 132L29 131ZM59 130V131H58ZM7 131V132H6ZM12 132V133H10V132ZM34 131V132H33ZM44 131V132H43ZM76 131H78L79 133H77ZM10 133V134H6V133ZM15 132V133H14ZM33 132V133H32ZM53 132L55 133V134H53ZM59 132H60V136L58 135L59 134ZM32 133V134H31ZM58 133V134H57ZM22 134V135H21ZM57 134V136L58 137H55V135ZM66 134V135H65ZM78 134H79V136H78ZM10 136L11 137V139H8V136ZM51 135H54V136H51ZM69 135H71V137L69 136ZM82 135V136H81ZM92 135V136H91ZM22 136V137H21ZM67 136V137H66ZM90 136V137H89ZM98 136V137H97ZM9 137V138H10ZM61 137H62V139H61ZM66 137V138H65ZM72 140V141H69L70 139ZM88 137H89V139H88ZM16 138H17V141H19V142H17L16 141ZM56 138V139H55ZM63 138H64V140H63ZM80 140H79V139ZM83 138H85V139H83ZM97 138V139H96ZM5 139V140H4ZM19 139V140H18ZM21 139H22V143H21ZM23 139H25V140H23ZM53 139V140H52ZM60 140L59 142L61 143H56L58 140ZM69 139V140H68ZM88 139V140H87ZM1 140V139H0ZM55 140H57V141H55ZM63 140V141H62ZM85 140V141H84ZM13 143H12V142ZM15 141V142H14ZM67 141H68V143H67ZM74 141V142H73ZM80 141V142H79ZM63 142V143H62ZM14 143H19L18 145H16V144H14ZM27 143V144H26ZM45 143L47 144V146L46 147H43L44 145H45ZM72 143V144H71ZM80 143V144H79ZM42 144H44V145H42ZM49 144V145H48ZM83 144V145H82ZM97 144V145H96ZM24 145H26V146H24ZM40 145L42 146V147H40ZM60 146V147H58V146ZM61 145H62V147H61ZM71 145V146H70ZM82 147H81V146ZM87 147H86V146ZM8 146H9V148H8ZM14 146V147H13ZM16 146L18 147V146H22L21 148H16ZM48 147V148H47ZM51 147V148H50ZM13 148V150H11ZM23 148V149H22ZM28 148V149H27ZM40 148L42 149V151L40 150ZM58 148V149H57ZM14 149H15V151H14ZM16 149H20L19 151L18 150H16ZM31 149V150H30ZM45 149V151H46V149H47V151L45 152H43V150ZM52 150V152H51V150ZM82 151H81V150ZM98 149H100V150H98ZM23 150H26L25 152L23 151ZM30 152H29V151ZM56 150H58L59 152H57ZM84 150V151H83ZM96 150V151H95ZM12 151V152H11ZM21 151V152H20ZM33 151H34V154H33ZM36 151V152H35ZM48 151H50V152H48ZM77 151V152H76ZM82 152V153H84V154H80L79 152ZM102 151V152H101ZM13 152H15V154L13 153ZM55 152V153H54ZM57 152V153H56ZM65 152V153H64ZM99 154H98V153ZM10 153V154H9ZM12 153V154H11ZM33 154V156H32V154ZM44 153V154H43ZM46 153V154H45ZM59 153V154H58ZM79 153V154H78ZM95 153H96V155H95ZM22 154V155H21ZM43 154V155H42ZM48 154V155H47ZM50 154H52V155H50ZM8 155V156H7ZM9 155H10V157H9ZM12 155V156H11ZM67 155V156H66ZM18 156V157H17ZM31 156V157H30ZM44 157V159L42 158L41 160L39 159V158H41V157ZM58 156V157H57ZM66 156V157H65ZM3 157H4V160H3ZM12 157V158H11ZM45 157H49V161H46V158ZM72 157H74V159L72 158ZM76 157V158H75ZM7 158V159H6ZM17 158V159H16ZM51 158V159H50ZM70 158H72V159H70ZM78 158V159H77ZM99 158H97V159H99ZM10 159V160H9ZM26 159V160H25ZM66 159V160H65ZM69 159L70 160H72V161H70L69 162ZM76 159V160H75ZM79 162H78V161ZM6 161V162H5ZM14 161V162H13ZM45 161V162H44ZM53 161H54V163H53ZM56 161V162H55ZM62 161V162H61ZM73 161H75L74 163H72ZM20 163V164H19ZM43 163V164H42ZM68 163V164H67ZM2 164V165H1ZM8 164H11V165H8ZM61 164H63L64 166H62ZM70 164H73V165H70ZM76 164V165H75ZM180 163H177V165L179 166V171H180V169H182L181 171H180V173H184V174H186L188 171H189V169H190V167H187V166H182L183 164H180ZM18 165V166H17ZM26 165V166H25ZM54 165V166H53ZM62 167H61V166ZM77 165H79L78 166V168H77ZM41 166V167H40ZM67 166V167H66ZM3 167H5V168H3ZM16 167V168H15ZM58 167V168H57ZM70 167H76L75 168V170L74 171H72L71 170V168ZM168 168H166L165 169V171L167 170L168 172H170V171H172V166H171V164L170 165H168L167 166ZM18 168V169H17ZM58 170H57V169ZM60 168V169H59ZM62 168H64L65 170H63ZM66 168H68V169H66ZM70 168V169H69ZM192 168H193V166H192ZM54 169H55V171H54ZM62 169V171H60ZM79 169V170H78ZM186 169V170H185ZM19 170V171H18ZM40 170V171H39ZM43 170V171H42ZM69 170H71V171H69ZM39 171V172H38ZM41 171L42 172H45V174H46V177L48 178V180L49 179H53V182H50V186L51 185H53V184H55V186H51V189H52V191L55 193V195H54V199H56L57 200V202L55 203V205H56V209H55V211L57 210L58 211V213H57V215H61L63 212L65 213L66 211V208L69 206V207H71V205H72V207L73 208H75V207H77V211H78V213H76L75 215H78L79 214V207L78 206H83V207H85V209L87 210V212H88V215L91 213V212H89V211H91V207H92V212H95V213H98V215H96L98 218H97V220H99L98 222L96 221V224L95 225H92L91 226V224L89 223V221H87V219L86 220H83L81 217H79V220L78 221H82V224L79 222V223H75L74 221H72V222H74L71 226L70 225H67V227H70V232L71 233H73V235L71 236L70 235V237H68L67 239H65V238H60V239H62V241H60V239L59 240H57V242L56 241H51V242H49V243H51V244H49V243H47L46 245H45V247H44V250H43V252H40V253H36L35 255L33 254V253H29L30 255H27V257L28 256H30V259H29V257L28 258H26L25 256L26 255H24V249H25V245H24V243H25V238H26V232H27V221L29 220V216H30V214H31V211H32V207H33V203H34V200H35V196L37 197V195H38V192H37V190H36V184H35V182H38V180H37V178H39L38 177V175L41 173ZM58 171V172H57ZM68 171V172H67ZM77 171H79V172H77ZM165 171H163V173H159L158 174V185H160V184H163V185H165V184H167V182H168V186L170 187H168V189L166 190V192L164 193V195H162L161 197H160V199H158V202L156 203V204H154V203H152L153 201H151V200H153L152 198H151V195H150V192H151V190L153 191L156 187H154V186H156V185H154V184H152V183H148V185H142L141 187H138V188H136L135 190H134V192H133V194L131 195V198L133 199V201H135V202H138V203H140V205H141V207L143 208V211L144 212H146V210L147 211H149L150 210V214L149 215H147V218H146V216L143 218V219H148L149 220V218H150V220H152L153 222H155V224H156V226H157V228L159 229V231H157L158 233H155V238L157 239V241L156 242H158V241H160V238L162 239L161 241L162 242H158V243H160V244H158V243H156L155 244V250H156V252H152L151 250L152 249H154V248H152L151 249V247H149L148 246V244L146 245H144V242H142V241H145V235L149 232V233H151V229L150 230H148V231H145V233H144V231H141L140 233H139V238L140 237H142V235H144L143 237H144V239H143V237L142 238H138V240H136V239H134V241H133V243H132V247L134 248V247H136V246H138L139 244H140V241L142 242L138 247V250H145V252L142 250L141 251V253L139 252L138 253V255L136 256V255H133L134 256V258L135 257H138V259L140 258V257H149V259H150V257H151V259L149 260V262L151 263V264H161L160 262H164L163 261V259L166 257V255L167 254H170L171 252H173V255H172V253H171V255H172V261H175L176 262V260H178L179 258V260L176 262V263H178V264H188V260H189V264H191L192 262H194V263H192V264H196L197 263V261H199V259L200 258H197V257H200V255L199 254H197L198 252L196 251L197 250V246H195V240H194V236H192V233H191V235L189 234L190 233V230H188L187 229V227L185 226L184 227V225H186L185 223L183 224V225H180V224H182V220H180L181 218L182 219H186L187 218V215L188 216H191L190 215V213H186V214H184V213H182L181 214V216H185L186 215V217L184 218V216L183 217H179L175 212L177 211L176 209H178V208H181V206L180 205H177V203L178 202H180V198H182V201H186L187 202V206H190L191 207V203L193 202V204L194 205H192V207H196L197 206V208L199 209V203L196 201V200H194V199H192L191 198V196H190V194H191V191H188V190H186V187L188 186L187 184H185V185H183V186H181V187H179L178 188V186H176L177 184H172V182H171V180H169V177H167V175H168V172H165ZM184 171V172H183ZM4 172V173H3ZM65 172V173H64ZM71 174H70V173ZM75 172V173H74ZM62 173V174H61ZM68 174V176H67V174ZM75 175H74V174ZM79 173H80V175H79ZM2 174H3V176H2ZM72 174L74 175V177L72 176ZM164 174V175H163ZM70 175V176H69ZM112 175H114L113 176V178H112ZM67 176V177H66ZM160 176V177H159ZM162 176V177H161ZM37 177V178H36ZM53 177V178H52ZM74 179H73V178ZM82 177H83V179H85V180H83L82 179ZM2 178V179H1ZM59 178H61V179H59ZM64 178V179H63ZM96 176L95 175H93V180H96ZM110 178H112V180H113V182H112V180H110ZM162 178H164V179H162ZM27 179H28V181H27ZM77 179V180H76ZM78 179H81V180H78ZM160 179V180H159ZM167 179V180H166ZM37 180V181H36ZM71 180H76V183H75V185L76 186H78L79 187V189L77 188V187H74L73 186V184H74V182L72 181L71 182ZM83 180V181H82ZM105 180H107V182H105ZM162 180V181H161ZM164 180V181H163ZM79 181V182H78ZM34 182V183H33ZM81 182H83V183H81ZM105 182V183H104ZM71 183V184H70ZM78 183H80V184H78ZM34 184H35V187H33L34 186ZM86 184V185H85ZM106 184V185H105ZM111 184V185H110ZM172 184V185H171ZM58 185V186H57ZM82 185V188L80 187V186ZM84 185H85V188H84ZM106 186V189H105V186ZM150 185V186H149ZM154 185V186H153ZM57 186V187H56ZM70 186H71V188H70ZM110 186V187H109ZM145 188H144V187ZM152 186V187H151ZM176 186V187H175ZM56 187V188H55ZM73 187H74V189H73ZM98 187V188H97ZM103 187H104V189H103ZM113 187V188H112ZM33 188V189H32ZM62 188H65V189H62ZM111 188V189H110ZM154 188V189H153ZM57 189V190H56ZM77 189V190H76ZM118 189H120V188H118ZM146 189H148V190H146ZM175 189H179V190H181V191H179V190H175ZM73 190V191H72ZM74 190H76V191H74ZM82 190V191H81ZM84 190V191H83ZM103 190V191H102ZM105 190H107V191H105ZM147 192H146V191ZM150 190V191H149ZM199 190H200V188H199ZM81 191V192H80ZM91 192L92 193V195H91V193H89V192ZM97 191V192H96ZM100 191V192H99ZM114 191V192H113ZM146 193H149V194H145V192ZM180 193V197L179 196H174V195H176L178 192ZM183 191V192H182ZM83 192V193H82ZM85 192V193H84ZM172 192H173V194H172ZM175 192V193H174ZM182 192V193H181ZM207 192H210V190H208ZM31 193H33V194H31ZM36 193V195L34 196V194ZM94 193V194H93ZM102 193V194H101ZM107 193V194H106ZM152 193V192H151ZM187 193V194H186ZM58 194V195H57ZM59 194H61V196L59 195ZM80 194V195H79ZM83 194V195H82ZM98 194V195H97ZM99 194H101V195H99ZM138 194V195H137ZM167 194V195H166ZM172 194V195H171ZM183 194H184V196H183ZM189 194V195H188ZM3 195V196H2ZM77 195L78 196H80V200L82 199V198H84L85 197V199H84V201H82L81 203H83V204H81V203H79V204H77V199H76V197H77ZM90 195V196H89ZM94 195V196H93ZM96 195V196H95ZM150 195V196H149ZM86 196H87V198H86ZM93 196V197H92ZM107 197V199H106V197ZM92 197V198H91ZM116 197V196H115ZM136 197V198H135ZM140 199H139V198ZM34 198V199H33ZM90 198V199H89ZM98 198H99V200H98ZM101 198V199H100ZM103 198H105V199H103ZM113 200H112V199ZM141 198H143V199H141ZM168 198H169V200H168ZM177 198V199H176ZM178 198H179V200H178ZM185 198H187V200L185 199ZM61 199V200H60ZM96 199H97V202H96ZM105 201V204H104V201ZM184 199V200H183ZM190 199V200H189ZM12 200V201H11ZM58 200H59V202H58ZM70 200V201H69ZM86 200V201H85ZM89 200H91V202H89ZM95 200V201H94ZM111 202H110V201ZM166 200V201H165ZM193 200V201H192ZM88 201V202H87ZM103 203H102V202ZM107 201V202H106ZM170 201H172V202H170ZM178 201V202H177ZM189 201V202H188ZM191 201V202H190ZM176 202V203H175ZM59 203V204H58ZM88 203V204H87ZM95 203V204H94ZM97 203V204H96ZM100 205H99V204ZM102 203V204H101ZM148 203V204H147ZM162 203V204H161ZM197 203V204H196ZM64 204H66V205H64ZM104 204V205H103ZM112 204V205H111ZM152 204V205H151ZM153 204H154V206H153ZM179 204V203H178ZM68 205V206H67ZM95 205V206H94ZM98 205L100 206V207H104L105 206V210H103V208H100V207H98ZM107 205V206H106ZM204 204L202 203L201 204V206L200 207H202ZM256 207H258V204L257 203H255L254 204ZM110 206H111V208H112V210L111 211H108V209L110 208ZM146 206H147V208H146ZM157 206H158V208H157ZM176 206V207H175ZM186 206V205H185ZM205 206V205H204ZM62 207V208H61ZM71 207V208H72ZM95 207V208H94ZM99 208V209H97V208ZM109 207V208H108ZM117 207V208H116ZM170 207H172V209L170 208ZM206 207V206H205ZM205 207H204V209H203V212H202V210H200L201 211V213H203V214H205V215H203V216H206V215H209V214H211L210 212H214L215 211V213H219V212H222V213H219L220 214V217L222 216H224V214L227 212L226 210L228 209V208H225V207H227V205H216V206H214V205H210V208H209V206L205 209ZM213 207V208H212ZM219 207V208H218ZM220 207H221V209H220ZM60 208H61V210H63V212L62 211H60ZM65 208V209H64ZM89 208V209H88ZM110 208V209H111ZM126 208H128L127 206H126ZM150 208V209H149ZM173 208H175V210H173ZM22 209V210H21ZM25 209V210H24ZM94 209H96V210H94ZM102 209V210H101ZM109 209V210H110ZM151 209H153V210H151ZM159 209V210H158ZM220 209V210H219ZM101 210V211H100ZM114 210V211H113ZM116 210H117V212H116ZM156 210V211H155ZM158 210V211H157ZM164 210H167V212L169 211V210H171V211H174L173 213H171L170 214V211L168 212V214L169 215H164V216H162L164 213L165 214H167L166 213V211H164ZM219 210V211H218ZM154 211V212H153ZM164 212L162 215L160 214V212ZM205 211H209V212H205ZM108 212V213H107ZM112 212L114 213V214H112ZM153 212V216L151 215V213ZM161 212V213H162ZM225 212V213H224ZM61 213V214H60ZM67 213V212H66ZM65 213V214H66ZM103 213V214H102ZM157 213H159V214H157ZM24 214V215H23ZM157 214V216H155ZM174 214V215H173ZM108 215V216H107ZM241 215V214H240ZM254 217H255V215L254 214H252ZM67 216H69V214H67ZM149 216V217H148ZM151 216V217H150ZM171 216H173V219H172V217ZM251 216V215H250ZM71 217H73V214L71 215ZM71 217H69L68 219H70ZM103 217V218H102ZM157 217V218H156ZM159 217H160V219H159ZM167 217H169V218H167ZM178 219V217L180 218V219H176V218ZM19 218V219H18ZM152 218V219H151ZM155 220H154V219ZM253 217H251L250 218V223H251V225L249 224V221L247 220V219H245L244 218V220H243V216H242V222L243 221H245V222H243L242 224H241V228L245 231V234H247V235H243L244 237H246V238H248V240H250V239H253L254 237H255V233L253 232V227L255 228V221H256V217L254 218V219H252ZM101 219V220H100ZM104 219V221H102ZM114 219H116V220H114ZM163 221H162V220ZM176 219V220H175ZM190 218L188 217L187 219H186V221H190V222H192V219H190ZM15 220V221H14ZM106 220V221H105ZM149 220V222H148V224H147V226H150V224H151V226H152V224H153V222L152 221H150ZM157 220V221H156ZM169 222H168V221ZM253 220V221H252ZM24 221V222H23ZM111 221V222H110ZM172 221H174V222H172ZM175 221H177V223L175 222ZM248 221V222H247ZM253 223H252V222ZM88 222V223H87ZM101 222V223H100ZM107 223V225H106V223ZM151 222V223H150ZM219 222H221V221H219ZM20 223V224H19ZM85 223V224H84ZM117 223V224H116ZM166 224V225H164V224ZM167 223H169V224H167ZM175 223V224H174ZM179 223V224H178ZM246 223V224H245ZM115 224V225H114ZM157 224H159V225H157ZM172 224H174L175 225V227H174V225H172ZM178 224V225H177ZM248 224V225H247ZM80 225V226H79ZM85 225V226H84ZM110 225H112V226H110ZM161 225V226H160ZM163 225V226H162ZM179 227H177V226ZM246 225V226H245ZM25 226V227H24ZM62 226V227H61ZM77 226V227H76ZM91 226V227H90ZM96 226V227H95ZM170 227L169 228V231H168V228L167 227ZM171 226H173V228H171ZM182 226V227H181ZM244 228H243V227ZM60 227L63 229L64 228V226L63 225H60ZM103 227V228H102ZM117 227V228H116ZM162 227V228H161ZM177 227V228H176ZM240 227L238 228V234L240 233V234H242L241 233V230L242 229H240ZM250 227V228H249ZM48 228V227H47ZM47 228H45V230L47 231V232H49L50 230V228L49 229H47ZM59 229V225H57V229H58V232H62V229ZM75 228V229H74ZM76 228H79V229H76ZM111 228H113L112 230H111ZM119 228V229H118ZM175 228V229H174ZM223 229H221V231H218L216 228H212L211 227V230L213 231H211V230H209V229H207L206 227H204V229H203V227H202V229H200V231L199 232H201L203 235H202V237H204L205 235H204V233L205 232H207V231H209V232H212V234L210 233V235H212V236H215L216 237V239H215V244H217L218 242V244L220 245V243H222L223 244V242L224 241H226V238L225 237H227L228 235L225 233V232H223V231H226V228H224V226L222 227ZM248 228H249V230H248ZM72 229H73V231H72ZM87 229V230H86ZM105 229V230H104ZM115 229H117V230H115ZM135 229V228H134ZM133 229V230H134ZM160 229H161V231H160ZM178 229V230H177ZM185 229V230H184ZM214 229V230H213ZM225 229V230H224ZM26 230V231H25ZM76 230H78V231H76ZM81 230H83V231H81ZM85 230V231H84ZM89 230V231H88ZM205 230V231H204ZM207 230V231H206ZM64 231V230H63ZM113 233H112V232ZM155 231V232H156ZM252 231V232H251ZM90 232H92V233H95V234H97V235H94L96 238H97V241H99L100 242V244L102 245V246H100V245H96V247H94V245H95V243L97 244V243H99V242H97L96 241V238L95 237H89V233ZM100 232V233H99ZM162 232V233H161ZM183 232V233H182ZM217 232V233H216ZM227 233H228V229H227V231H226ZM249 232H251V233H249ZM98 233H99V235H98ZM107 233V234H106ZM142 233V234H141ZM144 233V234H143ZM168 233V236L166 237V234ZM169 233H171V234H169ZM174 233H177V234H174ZM182 233V234H181ZM223 233V234H222ZM23 234V235H22ZM82 234V235H81ZM83 234H85V236H87V237H85ZM102 234V235H101ZM109 234V235H108ZM159 234V235H158ZM162 234V235H161ZM165 234V235H164ZM181 234V235H180ZM186 235L185 237H184V235ZM188 234V235H187ZM224 234H226V235H224ZM252 234V235H251ZM78 235H79V237H78ZM108 235V236H107ZM110 235H111V237H110ZM173 235V236H172ZM178 235L180 238L179 239H181V240H179V239H176L175 237ZM191 237H190V236ZM216 235H218V237L216 236ZM24 237V238H21V237ZM78 238H77V237ZM159 236V237H158ZM160 236H162V237H160ZM181 236H183L184 238L182 239L181 238ZM225 236V237H224ZM72 237H74L73 239H75V240H73L72 241ZM165 237V238H164ZM221 237V238H220ZM82 239V240H80V239ZM85 238V239H84ZM93 238H94V240H93ZM159 238V239H158ZM169 238H170V240H169ZM185 238H187V240L185 239ZM189 238V239H188ZM225 238V239H224ZM76 239H79V241L78 240H76ZM87 239V240H86ZM105 239V240H104ZM108 239V240H107ZM185 239V240H184ZM219 239V241H217ZM222 239V240H221ZM227 239H228V237H227ZM22 240V241H21ZM25 240V241H24ZM140 240V241H139ZM166 240V241H165ZM176 240H178V241H176ZM189 240H190V242H189ZM193 240V241H192ZM224 240V241H223ZM256 240V239H255ZM81 241V242H80ZM90 241L92 242V243H90ZM96 241V242H95ZM104 241V242H103ZM168 241V242H167ZM186 241H187V243H186ZM59 242V243H58ZM61 242V243H60ZM70 242V243H69ZM75 242V243H74ZM138 242V243H137ZM164 242V246L166 247V249L167 248H171L172 250H173V247L175 246V245H177V246H175L177 249H175L174 248V251H172L170 248V250H171V252H170V250L169 251H166V249H165V247L163 248L162 246V243ZM166 242V243H165ZM172 244V247H171V244ZM178 242L179 243H181V244H178ZM77 243H78V246L79 247H77L76 245H77ZM88 243H90V245L88 244ZM93 243H94V245H93ZM137 243V244H136ZM168 243V244H167ZM185 243V244H184ZM190 243H193L192 245L190 244ZM82 244H84V245H82ZM175 244V245H174ZM182 244H183V247H182ZM189 244V250H190V252L188 253H186V251H182V250H184V248H186V247H188L187 245ZM255 244L256 245H254V247L256 248V249H258L257 247L259 246L260 247V245L257 243V241H255ZM258 244V245H257ZM81 245V246H80ZM87 245V246H86ZM166 245H168V246H166ZM170 245V246H169ZM179 245H181V246H179ZM184 245H185V247H184ZM190 245H191V248H190ZM69 246V247H68ZM71 246H73L74 247V249L76 250H79V251H74L73 252V247H71ZM86 246V247H85ZM89 246H91V247H89ZM97 246L99 247L98 249H95V248H97ZM140 246L141 247H143V248H140ZM147 246V247H146ZM157 246H161V248H160V251H162V250H164V251H162V252H164L165 253V255L164 254H162L161 255V252H159V253H157ZM21 247V248H20ZM24 247V248H23ZM48 247H50V249L48 248ZM64 247H66L68 250H71V249H73V250H71L70 251V253H69V251H67V249L66 248H64ZM85 247V248H84ZM94 247V248H93ZM100 247H103V248H100ZM145 247V248H144ZM181 248V249H178V248ZM48 248V249H47ZM52 248V249H51ZM54 248V249H53ZM59 248H62V249H59ZM71 248V249H70ZM79 248V249H78ZM86 249V250H84V249ZM93 248V249H92ZM149 248V249H148ZM163 248V249H162ZM196 248V249H195ZM261 248V247H260ZM64 249H66V250H64ZM91 249V251H89ZM101 249V250H100ZM162 249V250H161ZM209 249H210V247H209ZM213 249V247H211V249L210 250H212ZM18 250H20V252L18 251ZM47 250H48V252H47ZM61 250V251H60ZM82 250V251H81ZM92 250H94V251H92ZM95 250H96V252H95ZM97 250H99V251H101V252H97ZM146 250H150L151 252H149L150 254H148L147 255V253L148 252H146ZM168 250V249H167ZM191 250H193L194 251V253L193 252H191ZM66 253H65V252ZM86 251V252H85ZM176 251V252H175ZM182 251V252H181ZM47 252V253H46ZM68 252V253H67ZM79 252V253H78ZM96 254H95V253ZM104 252H106V254H104ZM143 252V253H142ZM168 252V253H167ZM180 253V255H179V253ZM15 253H17V254H15ZM45 255H44V254ZM73 253H74V256H73ZM93 253V254H92ZM98 253H101V254H98ZM146 253V254H145ZM157 255H156V254ZM175 253V254H174ZM9 254H11L10 256H8ZM18 254H20V255H18ZM38 254H40V255H38ZM81 254V255H80ZM83 254H86L87 256L86 257H84L85 255H83ZM89 254V255H88ZM103 254H104V256H103ZM141 254V255H140ZM154 254V255H153ZM183 254H185V257L187 258L186 259V261L184 260L185 259V257L184 256H182ZM189 254H190V257H189ZM192 254V255H191ZM197 254V255H196ZM32 255H34V256H32ZM42 255V256H41ZM70 255V256H69ZM91 255V256H90ZM96 255H98V256H96ZM100 255H102V256H100ZM144 255H146V256H144ZM160 255H161V257H162V260H161V257H160ZM19 256V257H18ZM37 256V257H36ZM45 256V257H44ZM79 256V257H78ZM94 256V257H93ZM133 256H132V259H133ZM165 256V257H164ZM174 256H177V258L175 259L174 258ZM184 258H182V257ZM197 256V257H196ZM18 257V258H17ZM24 257V258H23ZM32 257V258H31ZM157 257H158V259H157ZM47 258V259H46ZM195 260H193V259ZM196 258V259H195ZM22 259V260H21ZM25 259H27V260H25ZM38 259V260H37ZM138 259H136V260H138ZM31 260V261H30ZM47 260H49V262L47 261ZM160 260V261H159ZM184 262H183V261ZM192 260V261H191ZM254 260L259 264V262H260V258L258 257V256H256L255 258H254ZM36 261V262H35ZM190 261H191V263H190ZM259 261V262H258ZM110 263H113L112 261H109V262H107V264H110ZM175 263V264H176ZM163 264V263H162Z\"/></svg>", "mask_w": 264, "mask_h": 264}]
</instances>
